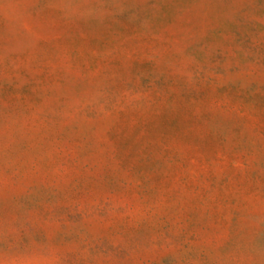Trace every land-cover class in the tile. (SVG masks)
Wrapping results in <instances>:
<instances>
[{
    "label": "rangeland",
    "instance_id": "obj_1",
    "mask_svg": "<svg viewBox=\"0 0 264 264\" xmlns=\"http://www.w3.org/2000/svg\"><path fill=\"white\" fill-rule=\"evenodd\" d=\"M0 264H264V0H0Z\"/></svg>",
    "mask_w": 264,
    "mask_h": 264
}]
</instances>
